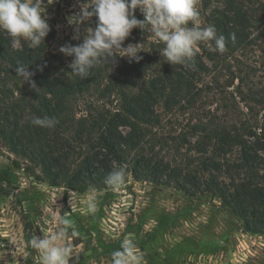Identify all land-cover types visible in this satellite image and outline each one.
I'll return each instance as SVG.
<instances>
[{
    "label": "trees",
    "instance_id": "obj_1",
    "mask_svg": "<svg viewBox=\"0 0 264 264\" xmlns=\"http://www.w3.org/2000/svg\"><path fill=\"white\" fill-rule=\"evenodd\" d=\"M202 1L208 8L214 0ZM221 1L223 8L212 10L206 24L225 36L226 51L221 54L214 41L205 42L186 66L168 63L160 54L164 43L148 40L147 29L137 28L124 46L144 44L139 62L109 58V64L102 62L82 79L51 52L55 32L38 48L22 40L14 49L12 38L0 31V138L52 186L76 192L102 188L108 173L123 165L126 178L188 196L211 194L243 221L246 232L264 234V81L244 91L258 71L264 75V36L259 42L252 30L253 22L264 25V18L255 16L254 0ZM135 16L144 20L137 11ZM97 22L92 17L93 28ZM255 47L261 52L258 66L235 73L227 57ZM207 60L225 63L232 76L226 84L213 77L218 64ZM20 63L35 73V88L17 77ZM226 87H234L233 95L245 102V118L233 104L212 110L203 99ZM178 114L194 121L174 137L164 134L163 124ZM45 116L55 118L54 128L32 124L33 118ZM166 116L171 118L164 122ZM8 178L9 172L0 170V182Z\"/></svg>",
    "mask_w": 264,
    "mask_h": 264
},
{
    "label": "rangeland",
    "instance_id": "obj_2",
    "mask_svg": "<svg viewBox=\"0 0 264 264\" xmlns=\"http://www.w3.org/2000/svg\"><path fill=\"white\" fill-rule=\"evenodd\" d=\"M254 1L252 10H259L255 16L264 18V0ZM85 2L49 0L47 14L51 30L47 38L55 32L51 52L68 63L73 57L65 56L59 48L82 42L73 39L75 26L68 23V18L77 14L79 5ZM197 8L200 26L206 27L207 17L212 10L223 8V1L214 0L205 8L203 1L198 0ZM136 11L142 15L139 9ZM88 28H93L92 18L80 25L81 35ZM263 29L260 22H253L252 30L254 35H260L259 42L264 36ZM204 43H199L197 48ZM260 55L259 48L255 47L243 54H230L226 61L235 73L239 68L250 71V66H258L256 61H260ZM207 63L214 66L218 61L212 64L207 60ZM224 64H218L213 77L219 76L226 84L232 76ZM263 81L264 75L258 71L248 80L245 93L250 87L261 86L259 83ZM223 91L210 93L203 99L213 104L212 110L217 104H233L245 118L248 110L245 102L233 95L236 89L226 87ZM228 113V117L236 118L234 111ZM188 115L174 116L171 124H163V133L168 132L171 137L178 135L183 124L194 121ZM169 118H164V122ZM0 170L9 172V178L0 182V264H42L29 241L33 236L43 237L56 231L60 226L55 219L56 208L61 210V215L68 213L79 232L78 237L68 241L73 248L71 264H111V253L120 248L125 237L135 241L143 253V264H264V234L246 232L243 221L211 194L188 196L173 187L155 186L131 176L118 191L107 185L90 187L83 192L55 187L44 181L39 168L13 153L1 138ZM93 201L96 211L89 213L87 208ZM41 217L43 221L37 223Z\"/></svg>",
    "mask_w": 264,
    "mask_h": 264
},
{
    "label": "clouds",
    "instance_id": "obj_3",
    "mask_svg": "<svg viewBox=\"0 0 264 264\" xmlns=\"http://www.w3.org/2000/svg\"><path fill=\"white\" fill-rule=\"evenodd\" d=\"M198 0H87L81 3L80 11L68 18L75 26L74 40H82L77 45L65 44L59 51L67 57H73L68 65L71 73L87 78L90 71L102 62L109 64V58L115 63L116 57H127L130 62H139L144 44H128L125 40L133 29L139 28L149 34L148 40L156 39L164 43L161 56L172 65H187L199 43L214 41V50L226 51V38L218 35L214 26L201 27ZM47 4L45 0H0V31L6 32L11 39L12 48L21 46L22 40L30 42L31 48H38L50 32ZM139 9L144 20H138L135 11ZM97 18V25L88 28L81 35L80 25ZM235 40V35H231ZM42 70V69H41ZM17 77L23 78L35 88L32 77L34 72L23 63L15 68ZM32 124L40 128H54L57 121L50 117H35ZM126 166L114 168L105 177L104 183L113 191L120 190L126 183ZM72 210V200H70ZM89 213L96 211L93 201L87 208ZM41 217L37 223L43 221ZM55 219L60 225L51 235L33 236L30 246L37 250L42 264H71L73 248L68 241L78 237L79 232L68 213L61 215L56 208ZM111 264H143V253L138 250L134 240L125 237L118 250L111 253Z\"/></svg>",
    "mask_w": 264,
    "mask_h": 264
}]
</instances>
